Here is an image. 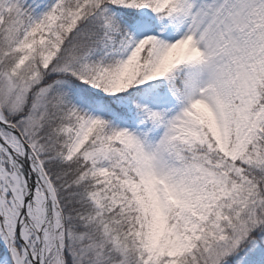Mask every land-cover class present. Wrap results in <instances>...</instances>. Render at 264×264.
Wrapping results in <instances>:
<instances>
[{"label":"snow or ice","instance_id":"1","mask_svg":"<svg viewBox=\"0 0 264 264\" xmlns=\"http://www.w3.org/2000/svg\"><path fill=\"white\" fill-rule=\"evenodd\" d=\"M0 264H264V0H0Z\"/></svg>","mask_w":264,"mask_h":264}]
</instances>
